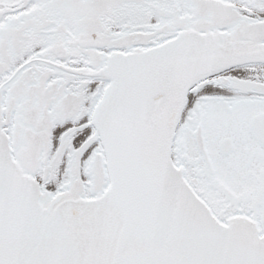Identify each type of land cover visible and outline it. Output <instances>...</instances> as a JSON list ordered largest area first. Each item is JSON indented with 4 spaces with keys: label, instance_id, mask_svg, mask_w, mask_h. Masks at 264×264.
Returning <instances> with one entry per match:
<instances>
[{
    "label": "snow or ice",
    "instance_id": "obj_1",
    "mask_svg": "<svg viewBox=\"0 0 264 264\" xmlns=\"http://www.w3.org/2000/svg\"><path fill=\"white\" fill-rule=\"evenodd\" d=\"M0 264H264V0H0Z\"/></svg>",
    "mask_w": 264,
    "mask_h": 264
}]
</instances>
